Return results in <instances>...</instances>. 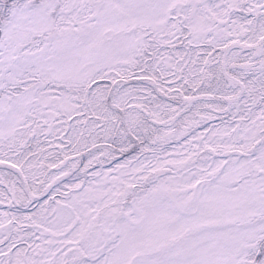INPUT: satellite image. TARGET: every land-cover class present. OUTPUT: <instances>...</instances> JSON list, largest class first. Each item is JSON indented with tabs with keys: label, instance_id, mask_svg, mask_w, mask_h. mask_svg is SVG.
Segmentation results:
<instances>
[{
	"label": "snow or ice",
	"instance_id": "6c2138e0",
	"mask_svg": "<svg viewBox=\"0 0 264 264\" xmlns=\"http://www.w3.org/2000/svg\"><path fill=\"white\" fill-rule=\"evenodd\" d=\"M0 264H264V0H0Z\"/></svg>",
	"mask_w": 264,
	"mask_h": 264
}]
</instances>
